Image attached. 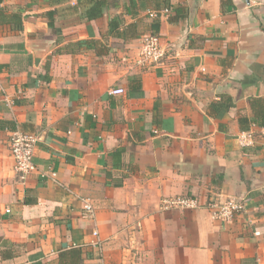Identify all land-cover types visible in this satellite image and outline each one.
Instances as JSON below:
<instances>
[{"label": "crops", "instance_id": "crops-1", "mask_svg": "<svg viewBox=\"0 0 264 264\" xmlns=\"http://www.w3.org/2000/svg\"><path fill=\"white\" fill-rule=\"evenodd\" d=\"M73 1L0 0V264H264V128L240 126L264 99V0ZM167 4V56L141 67ZM16 133L38 137L26 178ZM174 197L245 210L163 211Z\"/></svg>", "mask_w": 264, "mask_h": 264}, {"label": "built area", "instance_id": "built-area-1", "mask_svg": "<svg viewBox=\"0 0 264 264\" xmlns=\"http://www.w3.org/2000/svg\"><path fill=\"white\" fill-rule=\"evenodd\" d=\"M75 2V0L73 1ZM170 10L165 9L161 16H167ZM157 17L156 13L150 14ZM168 50L163 46L159 35H147L143 38L142 49L137 64L141 67L148 65H159L163 63L167 56ZM113 96H123L125 90L122 88L110 91ZM251 136H241L242 145H250ZM38 143V137L29 133H16L10 141V153L15 162V172L26 178L36 171L34 163L35 150ZM238 201H228L221 203L211 201L208 205H204L199 199L191 197H174L163 199L161 207L163 211L172 210H198L207 208L211 211L213 218L223 224L232 223L239 213L245 210V203ZM95 208L87 201L83 208L82 216L87 219L94 217Z\"/></svg>", "mask_w": 264, "mask_h": 264}, {"label": "trees", "instance_id": "trees-1", "mask_svg": "<svg viewBox=\"0 0 264 264\" xmlns=\"http://www.w3.org/2000/svg\"><path fill=\"white\" fill-rule=\"evenodd\" d=\"M167 7H168V4H167L166 8ZM156 8H157V10H160L162 8L161 4H158L156 6ZM167 9H169V8H167ZM155 13L157 14V17L155 18V20L151 24L152 33L150 35L158 34L159 29H160V20H159V18H161V15H159L160 11H155ZM102 15H103L102 14V4L97 3L89 11H87L86 17H87V20L91 21L92 19L100 17ZM12 18L17 20V22H18L19 26L17 27V30L22 31L23 28H22L21 20H19V16L13 15ZM19 21H20V23H19ZM116 28H118V29L120 28V21H118V20H116V22H112V24H111L112 33L115 31ZM137 28H138L137 23L131 24L130 26L127 27L126 34H124V36L127 39L138 37L140 34L138 33ZM0 70H1V67H0ZM250 109H251L252 117L240 118L241 128L244 131L248 130L251 125H255V126H258L260 128H264V99L263 98L252 99L250 101Z\"/></svg>", "mask_w": 264, "mask_h": 264}]
</instances>
